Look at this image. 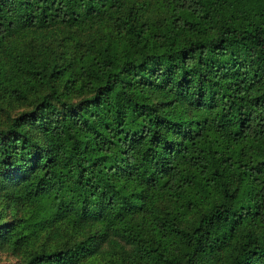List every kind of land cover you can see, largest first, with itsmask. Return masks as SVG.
<instances>
[{
	"label": "trees",
	"instance_id": "16d2710c",
	"mask_svg": "<svg viewBox=\"0 0 264 264\" xmlns=\"http://www.w3.org/2000/svg\"><path fill=\"white\" fill-rule=\"evenodd\" d=\"M8 264H264V0H0Z\"/></svg>",
	"mask_w": 264,
	"mask_h": 264
},
{
	"label": "rangeland",
	"instance_id": "374dc122",
	"mask_svg": "<svg viewBox=\"0 0 264 264\" xmlns=\"http://www.w3.org/2000/svg\"><path fill=\"white\" fill-rule=\"evenodd\" d=\"M14 262L11 258H6L4 254L0 253V264H8Z\"/></svg>",
	"mask_w": 264,
	"mask_h": 264
}]
</instances>
